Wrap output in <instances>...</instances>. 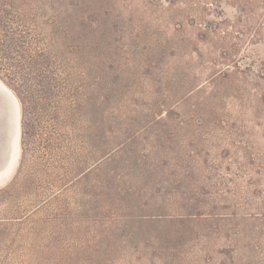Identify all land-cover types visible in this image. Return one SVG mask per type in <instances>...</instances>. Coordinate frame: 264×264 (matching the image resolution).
Here are the masks:
<instances>
[{
	"label": "rangeland",
	"instance_id": "rangeland-1",
	"mask_svg": "<svg viewBox=\"0 0 264 264\" xmlns=\"http://www.w3.org/2000/svg\"><path fill=\"white\" fill-rule=\"evenodd\" d=\"M10 1L61 83L0 180V264H264V0Z\"/></svg>",
	"mask_w": 264,
	"mask_h": 264
},
{
	"label": "trees",
	"instance_id": "trees-1",
	"mask_svg": "<svg viewBox=\"0 0 264 264\" xmlns=\"http://www.w3.org/2000/svg\"><path fill=\"white\" fill-rule=\"evenodd\" d=\"M30 31L26 20L17 12L14 2L0 0V53L1 56L10 60L11 67L15 69L14 74L17 73L22 80V88L15 92L21 104V140L24 146L26 145L25 140L27 142L32 134L35 117L40 111V104L55 98L61 83L56 77L52 61L44 49L28 46L29 43H32L28 38ZM25 44H27L26 47L28 46L27 49L24 47ZM15 54L19 55L18 60ZM56 101L60 102V100ZM164 113L168 115L169 111L166 110ZM162 114L161 112L153 119L154 125L162 122ZM186 214L193 213L187 212ZM260 215L264 216V213L261 212Z\"/></svg>",
	"mask_w": 264,
	"mask_h": 264
},
{
	"label": "bare ground",
	"instance_id": "bare-ground-1",
	"mask_svg": "<svg viewBox=\"0 0 264 264\" xmlns=\"http://www.w3.org/2000/svg\"><path fill=\"white\" fill-rule=\"evenodd\" d=\"M0 83L4 89H0V102L3 103L4 108L0 109V152L7 156V162L0 169V180L6 176L12 175L20 160L22 144L21 136L19 139V131L21 128V104L18 97L1 79ZM19 101L20 108L18 109L16 101ZM20 120V122H19ZM20 130H19V128ZM9 155V157H8ZM1 160V158H0Z\"/></svg>",
	"mask_w": 264,
	"mask_h": 264
},
{
	"label": "water",
	"instance_id": "water-1",
	"mask_svg": "<svg viewBox=\"0 0 264 264\" xmlns=\"http://www.w3.org/2000/svg\"><path fill=\"white\" fill-rule=\"evenodd\" d=\"M1 83V82H0ZM2 84V83H1ZM0 84V89L2 90V89H4V87L2 86ZM5 90V89H4ZM6 91V90H5ZM17 107H18V109H19V105H18V103H17ZM4 108V105H3V103L2 102H0V109H3ZM3 112V111H2ZM1 111H0V113H2Z\"/></svg>",
	"mask_w": 264,
	"mask_h": 264
}]
</instances>
